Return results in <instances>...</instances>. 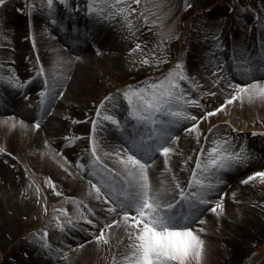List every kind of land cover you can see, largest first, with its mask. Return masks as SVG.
I'll return each instance as SVG.
<instances>
[{"label":"rangeland","instance_id":"rangeland-1","mask_svg":"<svg viewBox=\"0 0 264 264\" xmlns=\"http://www.w3.org/2000/svg\"><path fill=\"white\" fill-rule=\"evenodd\" d=\"M210 1L212 0H187V3L192 6L186 7L185 0H168L163 11L168 13L169 19L167 23L174 28L178 38H174L168 42L167 61L159 65L155 63L146 65L140 62L142 56L148 55L157 44V33L155 30L148 31L145 27L141 26L142 21H137L136 27L139 28V32L133 38L124 26V21L121 17H117L114 20H101L95 16L88 15L86 12V15L89 17L88 22L92 20L96 32L101 35V38H99L101 42L95 41L91 52L96 56L104 57L106 59L105 65L104 67L101 66L100 69H94V71L91 68L87 69L92 70L95 76L87 86V90L85 89V92H74L72 94L69 92L67 95L64 93L63 96H56L49 104L45 105L46 111H49V115L45 119L51 118L52 121L48 127V136L44 140V143L48 141V143H45L48 148L47 153H49L50 160H58L62 156L60 157L61 162H63L62 164L67 163L63 159L67 157V160L72 162L67 164V167L71 171H66L64 167L59 165L57 168L54 165H41L37 161L36 154L34 155L29 151L21 154L14 147L8 146V152H0L1 169L9 171L10 175L15 174L19 179V184L16 186L11 185L10 190H3L0 187V193L2 194L0 196V205L4 209L0 216V264H46L44 259H42L44 250L40 249L35 243L34 236V233L39 232L45 226L48 227L51 241H57V245L62 249L61 255L53 264H112V257L114 255L117 256L119 264V255H122L126 251L123 245L119 247L117 245V240L122 238L124 234L122 227L115 225L116 230L114 232L111 230L110 243L105 244L93 238V233L98 234L95 227L87 225L85 221H79L77 227L68 226L67 231L74 236V240L67 242L66 238L60 240V234H55L54 231H57V228L52 217L54 214H57L61 207L68 208L69 212H75V205L67 199L70 196L87 202L82 192L87 194L89 188L88 179L91 178L90 170L89 172H79L75 167V163L82 158L85 165L89 164L88 151L90 150L92 120L96 119V110L100 102L109 93H115L118 88L126 85H135L160 77L173 67L177 59L183 58L189 76L198 85V88H193L190 84L184 82V87L195 98L200 99L203 107L193 106L191 108L195 115L200 116L206 110L211 111L219 107L232 91L222 87L221 83L223 81L218 85L213 83L221 75L220 73H216L217 66L223 69L222 74L226 76L227 64L231 72L234 71L235 64L236 73L233 72V75L238 80L245 79L250 75L256 76L254 70L247 75V65L244 64V60L248 56L246 49L254 36H252V31H248L247 29L249 23L241 22L244 19L243 17H239L241 13L238 15L239 11L236 12V7H244L246 3L251 2L254 9L249 10L250 13H246V15L250 18L252 16V20H257L260 18L259 15H262L263 18L259 24L260 26L264 23V2L262 0H223L222 7L217 6L218 9H211L215 11L209 13L208 9H205V4ZM30 2L31 0H7L6 5L10 14L13 13L15 8L18 10L17 14H13L14 16L10 17L12 18L11 21L15 23L20 22L23 25L24 31L19 41H16L14 31L10 32L2 27V25L8 22V19L6 18L4 22L3 18H0V74L7 76L14 72L21 82L25 81L26 75H30L27 74L28 72L30 73V70L36 69L40 64V59L39 61L37 60V55L45 54V50L49 55V48L45 45L43 46L40 43L42 40L38 38L41 37V32H35L36 45L34 47L31 39L32 30L30 31L24 27V21L27 19L28 13L27 6ZM36 2L39 3L40 0H36ZM69 2L71 7L66 8L63 4L59 3V0H55L57 16L63 21L62 23L50 24L47 13L43 11H33L31 19L35 20L39 27L40 25L42 27H49L51 29V32L47 31L49 37H56V42L60 48L66 51L68 55L77 57L78 54L81 55V51H72L70 49V47L73 48L75 45H67L64 40L57 39L60 36V32L65 29L66 22L64 20L74 14L75 5L78 3L80 5L79 9L82 10H85L86 7V0H69ZM133 6L135 7V5ZM22 8L25 11H21ZM198 10H202L200 14H196ZM217 13L219 15H211ZM75 17L81 18L82 14H75ZM237 20L241 21L238 22ZM225 21L226 24L230 22V26L227 28H234L232 29L236 32L234 37L238 38H234L231 34L221 35V39L226 47L222 50H213L211 26H219L220 23L223 24ZM255 25L254 22L253 29L256 27ZM148 27H151V25ZM10 38L13 39V42H9ZM88 40L92 43V39ZM138 40L143 42V52L140 50H137L135 53L130 52L129 49L134 48ZM262 50L264 52V49ZM212 51H215V56L218 59H214L209 54ZM12 54L17 59L10 62L8 57H11ZM234 56L235 60L233 59ZM97 62L100 64L99 60ZM213 73H216V75L214 76ZM49 75L51 79L53 77L52 72H49ZM227 78L228 80H233L234 77L230 75ZM32 81L37 83V87L28 89L24 87L23 89L28 93L36 92L37 88L40 89L42 86L41 82L44 84V79L40 81L38 75ZM5 84L11 92L17 94L18 88L7 83ZM54 90H58L57 92L62 91L61 87ZM210 92H214L215 95H208ZM23 102H25L23 97L13 105L0 100V111H4L0 112V117L8 121L6 125L12 126L13 121L11 118L14 116L16 121L15 126L21 125L24 127L20 129L21 136L31 135L32 139L34 131L30 127L34 124L35 119L31 115V112L34 114L37 111L27 109L31 104ZM117 103L118 107L109 105L106 110L116 114L123 121L126 116L125 109L127 103L122 96L117 98ZM53 104H58L59 108L54 107ZM10 108L15 109V112L12 113V110H7ZM24 115H29L33 118L31 124H29L30 122H26ZM20 120H23L25 123L20 124ZM26 123L29 126H25ZM190 123V121L183 122L176 128V134L180 138L175 142L177 152L171 158L173 169H175L176 165H181V161L188 155L193 156V161L189 162V165L192 166L198 150L201 147H211V140L214 136L213 133L208 132V129L213 125L216 126L215 131L221 135L227 134L234 139L236 151L241 146H245L247 150L250 149L249 160L243 164H238L230 169L221 171L220 178L223 183L219 186L217 195L214 196L215 200L223 196V202H227L228 206L234 209L233 221H235L236 225L243 227V233L235 232L232 234L225 227L220 232L221 226H223H220V224L217 227H215L216 225L210 227L209 230L203 224L199 226L205 228V232H220L217 236L212 234L214 237L212 244L214 246L219 247L220 240L225 241L220 246L221 255L218 258L216 257V263L211 261L207 264H242L251 254L258 253L264 247V182L259 177H254L251 181L243 183L252 173L264 171V104L258 110L247 99L243 102L237 99L229 103L221 112L199 122V127L202 130L199 143H197L194 132L186 133L183 131L184 128L189 127ZM9 129L10 133L12 127ZM119 132L115 125L109 121H104L103 116H101L100 121H98V134L101 138L100 143L104 149L112 151L117 145L124 144L123 139L121 138L120 140L117 137ZM253 132L256 135H253ZM235 134H237L236 137ZM205 136L208 137V143H205ZM72 138H76L75 142L69 144L68 140ZM5 147H7L6 144ZM32 149L34 148L32 147ZM58 151L60 152L58 153ZM61 152L64 153L62 154ZM101 155L103 156V152H101ZM103 158L106 163L115 166L116 162L113 163L115 161L114 157ZM158 158L156 155L155 162ZM55 163L58 164L57 161ZM157 164L158 162L151 166L155 170L156 180L161 178L162 173L160 170L157 171L155 169ZM179 173H182V181L190 175V171L188 170ZM47 177H51L55 181L56 189L61 191L63 195H57L56 189L51 188L45 182ZM69 181H76V184L66 187ZM37 186H39L40 191H37ZM48 192L49 197L47 199L46 195ZM233 193H235V197H233ZM93 201L96 202L95 199ZM97 203L94 209L97 211V215L101 216V220H104L108 215L102 210L101 202L98 201ZM45 205L48 209L47 212L44 211ZM88 205L92 206V204ZM210 213L214 217H217L216 213ZM59 214L61 219H65L63 213ZM204 218L205 216L202 217V219ZM198 222L200 221L198 220ZM74 223L77 222L74 221ZM89 228H91L90 231L88 230ZM105 231L108 232L107 229ZM244 232L247 233L245 234L247 235L245 239H243ZM70 234L67 235L71 236ZM202 236L204 239L206 238L204 235ZM231 243L239 244L241 247L240 251L233 255H229V252H226L234 248ZM78 245H82V247ZM55 248L57 247L55 246ZM64 253H67V256ZM236 254L238 255L233 258ZM19 257H21V260ZM257 258L260 259L259 256ZM255 262L257 263V261Z\"/></svg>","mask_w":264,"mask_h":264},{"label":"snow or ice","instance_id":"snow-or-ice-1","mask_svg":"<svg viewBox=\"0 0 264 264\" xmlns=\"http://www.w3.org/2000/svg\"><path fill=\"white\" fill-rule=\"evenodd\" d=\"M59 3L66 8L71 7L69 0H59ZM166 3L168 0H86L85 11L88 15L101 20H114L121 17L133 38L139 32V28L136 27L137 21H142L141 26L148 31L155 30L157 44L148 55L142 56L140 62L146 65L151 63L159 65L167 61L168 42L178 38L174 28L167 23L169 15L163 11ZM6 4L7 0H0V7H5ZM185 6L192 5L185 0ZM75 8L79 9L80 5L77 3ZM21 11L25 9L22 8ZM33 11L46 12L50 24L63 22L57 16L55 0H40L39 3L31 0L27 6V12L31 15ZM149 25L151 27H148ZM210 30L213 50H222L226 47L220 35L222 29L218 25H212ZM31 39L35 47L34 27ZM142 44L143 42L138 40L135 47L129 51L143 52ZM209 54L214 59H218L215 51ZM233 59L235 60V56ZM37 60L39 61L38 55ZM59 62L60 67H64L65 64H71L72 60L65 61L61 57ZM244 64L247 65L248 73L264 69V60H261L255 69L247 59L244 60ZM36 72L37 75L44 74V87L39 93V109L42 117L46 112L45 105L56 96L64 95L63 91L57 92L54 89L66 86L62 84V80L66 77L58 80L56 77L61 76V73L57 72L56 76L50 79L42 63ZM216 73L221 75L213 83L218 85L222 81H227V88L232 91L219 107L211 111L206 110L200 116L195 115L191 110L193 106L203 107L200 99L195 98L184 87V82L193 88H198V85L189 76L183 58L177 59L173 67L160 77L135 85H126L118 88L115 93L105 96L96 110V119L92 120L88 151L89 164L85 165L80 158L75 163V167L79 172L90 170L91 178L88 179L87 194L101 202V207L105 208L108 216L114 218L101 220V216L97 215L96 210L86 201L69 197L67 199L75 205V212H69L68 208L61 207L52 217L55 227L63 233L68 230V226L77 227L79 221H85L87 225L95 227L98 233H93V238L107 244L110 243L113 225H119L124 229L125 236L118 241V247L123 245L126 249L122 255H119V264H202L206 254V241L202 233L206 229L194 226L198 220L203 223L202 217L205 211L222 214L224 197L220 196L215 202L210 200L211 196L219 192V186L223 183L220 173L222 170L245 163L250 159V154L245 146H241L239 151H236L234 139L227 134L221 135L215 131L216 126L213 125L208 129V132L213 133L214 136L211 147H201L192 166L189 162L193 161V156L188 155L181 161L179 169L173 170L171 158L177 152L175 142L180 138L176 134V128L183 122L190 121L189 127L184 128L183 131L194 132L199 143L202 136V130L199 127L201 120L221 112L226 105L237 99L241 102L245 99L249 102L256 99L264 100V81L259 79H251L250 83L228 81V78L222 74L223 69L219 66L216 67ZM216 73L213 75L215 76ZM0 82L16 88H24L28 83L21 82L14 72L7 76L0 74ZM208 95H215V93L210 92ZM121 96L127 103L123 121L116 114L106 110L109 105L118 107L117 98ZM101 116L104 121L115 125L120 132L128 133L124 144L117 145L112 151L104 149L100 143L98 121ZM11 119L12 126L15 127V117ZM7 122L6 120L5 123ZM19 123L25 122L20 120ZM34 125L39 129L41 119H35ZM253 135L256 133L253 132ZM75 139H69L68 143H74ZM204 140L208 143V137L205 136ZM4 151L6 149L0 147V152ZM157 154L163 155L165 168L161 178L154 180L150 175V167L155 164ZM103 157H114L117 166L106 163ZM64 160L67 163L62 164L61 167L70 172L71 169L67 167V164L72 162L68 161L67 157H64ZM185 170L190 171L186 182L182 181L178 175V171ZM254 177H259L264 182V171L252 173L243 183L251 181ZM45 182L56 189L55 181L51 177H47ZM37 191H40L39 186ZM56 194L63 195L58 189ZM207 205L212 206L206 208ZM44 211H48L46 205ZM59 213H63L65 219H61ZM106 229L108 232L105 231ZM88 230L90 231L91 228ZM34 236L35 243L44 250L45 254L55 252L59 257L62 249L54 247L49 238L47 226L34 233ZM78 246L82 247V245ZM64 255L67 256V253ZM112 264H118L116 255L112 257Z\"/></svg>","mask_w":264,"mask_h":264},{"label":"bare ground","instance_id":"bare-ground-1","mask_svg":"<svg viewBox=\"0 0 264 264\" xmlns=\"http://www.w3.org/2000/svg\"><path fill=\"white\" fill-rule=\"evenodd\" d=\"M0 18L2 17L4 22L5 19H8V22L4 25H2V27H4L5 29L9 30L10 32L14 31L16 32V41L20 40V36L22 35L23 32V25L20 22H13L11 21L12 18H10L11 16H14L13 14H17L18 10L15 8L13 13L10 14V11L7 7V5L5 7H0ZM10 14V15H9ZM31 21V23H30ZM73 21H77V20H73ZM88 21V19L86 20V22ZM11 22V24H10ZM26 22H28V26L31 30H34L35 32H41V37L40 38L42 41L40 43H42V45L46 46L47 48H49V55L47 54V51L45 50V54H39V59L40 62L44 65V69L45 72L49 74V72H52V76H56V73L59 72L61 73V76H57L56 78L62 79V77H66V79L62 80V84L66 85V86H61L62 91L65 93V95H67L69 92L70 94L74 93V92H85L87 90V86L92 82V80L94 79V74L92 73V70H87L88 68L93 69H100L101 66L104 67L106 62V59L104 57H100V56H96L95 54H92V48H84L82 49V51L80 52L81 55L78 54L77 57H80V59H76V57L70 56V54L68 55V53L66 51H64L62 48H60L58 46V43L56 42L55 37H49V34H47V31L51 32V29L49 27H42L40 25V27L38 26V24L36 23V21L31 19V15H29L27 13V20ZM25 22V23H26ZM83 22L84 25H80V24H74V25H70L72 27V29L70 30L74 35H79L82 34L83 32V28H88L87 23ZM14 24V26H12ZM70 28V27H69ZM44 37V38H43ZM47 38V40H46ZM238 38V37H237ZM50 39V40H49ZM13 39L10 38L11 42ZM83 42V40H80ZM13 42V41H12ZM236 43V42H235ZM38 52V51H37ZM41 53V52H40ZM52 58H50V57ZM63 58L65 61H67L68 59L72 60L71 64H65L64 67H60V58ZM8 59H10V62L15 59H17V57H15V55L11 57H8ZM97 60L100 61V64L97 62ZM94 66V67H91ZM19 73V71H18ZM99 73V70H98ZM228 77V76H225ZM231 81V80H228ZM251 80H246L245 82H250ZM74 84V86H72ZM222 87L225 88L226 90L231 91L230 89L227 88V81H223L221 83ZM86 89V90H85ZM58 91V90H57ZM253 104V106H255L258 110L262 108V104H264V100L262 99H256L255 101L251 102ZM54 107L59 108L58 104H53ZM235 111V110H234ZM13 113V112H12ZM49 115V111H47L43 118L41 119V127L39 129H37L35 127V125H31L30 128H32L34 131V135L31 139V135H25V137L20 133V129H23L24 127H22L21 125L18 126H10V125H6L5 120L2 119L3 117H0V147H3L4 149H6V151L8 152V146L9 147H14L15 149H17L21 154H25V152H31L32 154H36V158H38V163L41 165H45V166H55L56 168L62 165L63 162H61V158L62 156L59 157L58 160L55 159H51L50 160V156L49 153H47L48 148L46 147L47 144L44 143V140L47 138L48 136V127L49 124L52 123L51 118L46 120L45 117H47ZM24 118L26 119V122H30L29 124H31V120L29 116H25ZM28 123H26L25 126H29ZM243 126V125H242ZM12 127L10 133H9V128ZM14 128V129H13ZM5 144L7 145V147H5ZM32 147L34 149H32ZM37 149V151H36ZM60 151H58L59 153ZM62 154L64 152H61ZM157 154V157H159L157 159L156 162H158V164L156 165L155 169L157 171H163V169L165 168V164H164V158L163 155L161 154ZM48 159V160H47ZM64 159V158H63ZM58 162V164H56L55 162ZM44 162V163H43ZM52 162H54L52 164ZM115 161H113L114 163ZM155 162V163H156ZM115 166H117L116 164H114ZM155 165V164H154ZM153 166V165H152ZM180 167V165H176L175 169L173 170H178ZM150 167V175L152 176V178L154 180H156L155 176V170ZM74 172V171H73ZM63 174V172H61ZM76 174V172H74ZM13 175V176H11ZM9 173V171L7 170H3L0 167V187L4 190V189H11V185L12 186H16L17 184H19V179L16 177L15 174H11ZM178 175H180L181 179H182V173H179L178 171ZM89 178V176H88ZM187 179L184 180V182H186ZM76 181L71 182L69 181V183L66 185V187H68V185H72L74 186L76 183ZM1 188H0V192H1ZM2 194L0 193V196ZM82 195L85 196L84 198H86L90 203H93L95 201L94 198H91L88 194H85L84 192H82ZM227 195V194H226ZM47 199L49 197V192L46 195ZM72 197V196H70ZM1 200V198H0ZM210 200L212 201H216L214 199V195L210 197ZM0 216H1V212L4 210L3 206L0 205ZM223 209L224 212H222V214L217 215V217H214V215H211V213L209 211H205L204 212V216L205 218L203 219V223L198 222L196 225L201 226V224L205 225L207 230H209L210 227H217L219 224L221 226V230L220 232L223 230V228L225 227L226 230L228 232H231L232 234L235 232H242L243 233V227L236 225L235 221H233V211L234 209L229 207L227 202H223ZM114 217H110L109 216V220L112 219ZM1 224V222H0ZM196 225L194 227H196ZM115 229V225H113L112 227V231L114 232ZM56 235L60 234V230L59 231H54ZM216 233V232H205L202 233V235H204L205 241H206V254L203 258L202 264H207L210 263L211 261H214V263H216V257L218 258L219 255H221V251H220V246L223 242H225L224 240H220L219 243V247L218 246H214L212 244L213 240H214V236H217L220 234ZM213 234V235H212ZM246 232H244L243 235V239H245L247 237ZM125 233L123 234L122 238H124ZM208 236V237H207ZM119 237V236H118ZM122 238L117 240V245H118V241H120ZM70 240H74L73 238H71ZM55 243V241H53ZM77 242V241H76ZM75 242V243H76ZM231 245L234 247L233 249L227 250L226 252H229V255H233L237 252L240 251L241 247L239 246V244H234L231 243ZM122 246V245H120ZM213 246V247H212ZM261 250V249H260ZM224 254V253H223ZM238 254H236L234 257H236ZM19 259L21 260V257H19ZM247 260H250V256L248 257ZM23 262V261H22ZM264 264V263H261Z\"/></svg>","mask_w":264,"mask_h":264}]
</instances>
